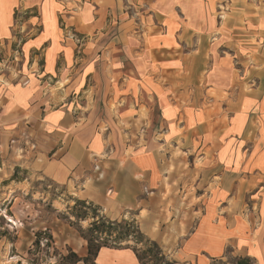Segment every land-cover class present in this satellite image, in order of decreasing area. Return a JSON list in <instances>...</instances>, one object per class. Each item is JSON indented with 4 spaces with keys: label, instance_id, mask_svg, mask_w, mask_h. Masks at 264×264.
I'll use <instances>...</instances> for the list:
<instances>
[{
    "label": "crops",
    "instance_id": "1",
    "mask_svg": "<svg viewBox=\"0 0 264 264\" xmlns=\"http://www.w3.org/2000/svg\"><path fill=\"white\" fill-rule=\"evenodd\" d=\"M220 5L227 9L226 20L218 19ZM20 18L17 37L14 28ZM24 30L27 37L20 35ZM20 43L27 62L18 70L0 75V134L5 133L4 127L8 133L20 134L19 128L33 124L50 140L41 152L45 156L52 154L42 170L45 176L63 185L75 174L72 180L82 185L80 198L101 205L139 201L143 205L155 196L162 197L164 160L153 144L127 146L97 129L99 123L113 124L112 106L118 109L120 118L133 116L129 100L136 93L152 95L153 101L144 102L149 108H160L158 118L162 124H175L181 114L185 115V128L196 136L214 138L212 126L218 125L219 138L235 137L244 143L251 140L257 128L258 152L256 144L253 148L264 165V0H0V53H13L12 48ZM78 43L83 47L81 58H76ZM183 44L196 47L190 59L201 60L206 54V63H211L210 69L200 74L205 75V85L195 80L192 90L197 93V103L204 93L212 107L220 106L219 116L213 108L202 109L203 115H198L197 110L187 112L166 98V89L173 88H166L161 79L182 75L184 59L179 49ZM79 62L81 66L76 68ZM191 64L188 74L197 76L198 69ZM250 73L258 86L246 92L245 77ZM93 74L107 77L93 92L98 89L108 94L102 102L107 103L106 118L110 120L97 119L94 109L101 103L94 99L95 95L90 113L76 116L74 111L76 100L73 102L72 96L84 89L85 78ZM124 99L127 105L121 107ZM168 108L172 109L170 115L165 114ZM226 118L227 125L223 126ZM177 133L181 134L179 129ZM243 151L241 147L236 150L235 155L242 158L236 159L235 167L227 151L222 150L215 158L219 163L209 170L242 171L246 166ZM66 158L76 161L79 168L74 171ZM231 184L229 180L221 181L224 189L215 192L212 199L225 198ZM244 187L238 184L240 190ZM149 191L156 195H145ZM236 199H240L239 194ZM254 205L253 227L242 221L240 226L234 225V234L195 231L176 250L172 246L178 237L159 233L150 236L161 241L181 264H214L216 259L227 256L229 247L255 264H264V187L254 196ZM229 219L241 221L238 214ZM203 235L205 241L200 244L197 238L201 240ZM211 236L218 239L215 254L208 247L207 237ZM103 252L110 256L128 253V264H140L130 248L102 247L98 260ZM117 261L112 259L110 264H120Z\"/></svg>",
    "mask_w": 264,
    "mask_h": 264
},
{
    "label": "rangeland",
    "instance_id": "2",
    "mask_svg": "<svg viewBox=\"0 0 264 264\" xmlns=\"http://www.w3.org/2000/svg\"><path fill=\"white\" fill-rule=\"evenodd\" d=\"M225 11H227L225 6L220 5L219 20L228 19V16L225 17ZM20 22H22L21 18L14 28L17 37L21 30ZM25 33L24 30L20 32V35L26 36ZM20 45L21 43L17 44L15 49L12 48L13 53L12 51L10 54L0 53V61L3 60L0 65V75L18 70L22 64L27 62V60L24 61ZM102 47L95 50L94 54ZM195 48L193 44H183L179 49L180 57L184 59L181 61V65L184 63L182 75H166L161 79L166 88L169 86L173 88L170 91L166 89L165 96L171 103L176 102L187 112L197 110L198 115H203L202 109L213 108L215 112L217 110L215 115L219 116L222 108L212 107L210 101L203 97L204 93L201 95L200 102L195 101L197 93L192 90L195 80L198 85H205V75L200 74L205 72L206 68L209 70L211 66V63H206V54L202 55L204 58L201 60L190 59L195 55ZM16 51L20 52V57L13 61ZM82 53L83 47L78 43L76 58H81ZM197 57H201V54ZM81 63L76 65V68H79ZM190 64L197 67V76L188 74ZM101 66L99 63L98 68ZM105 78L107 77L103 75L95 77L94 74L85 78L84 89L72 96L73 102L76 100L75 105L73 104L76 116L90 113L92 107L90 109L89 105L95 99L101 103L94 109L97 119L110 120L106 118L109 115L106 108L107 103L102 102L108 99V94L105 91L97 92L98 89L95 93L93 92L94 87L100 83L102 85ZM256 86H258V81L251 73L246 75L244 86L246 92ZM132 97L133 99L129 102L133 107V116L127 119L120 118L118 109L112 106L113 116H116L111 122L113 124L100 126L99 123L97 129L107 134L108 138L114 137V140L118 139L127 146L153 144L164 160V188L160 194L162 197H153L156 194H152V191L145 192V195L152 196L153 200L149 199V203L143 205L141 201L129 205H124V203L101 205L80 198L78 194L82 185L72 180L75 174H71L70 181L62 185L45 176L42 171L46 160L52 158V154L49 156L41 154V152L44 153L46 144L50 143L43 133L36 130L35 126L30 123L19 128L20 134L19 132L8 133L6 132L7 127H4L5 133L0 134V264H99V261L103 264H110L112 259L118 260L120 264L130 263L128 253L110 256L104 255L105 252H103L98 260L95 250L100 245L115 249H137L143 257V264L173 263L176 260L172 253H169L162 245L163 243L153 239L150 234L159 233L160 235L168 234L173 238L178 237L172 246L176 250L195 231L211 232L214 235L228 232L234 234V225L239 224L240 226L242 221L253 227L256 221L251 214L252 209L256 208L254 196L264 187V165H262L261 156L256 155L258 152L256 131L258 129L256 128L255 133L252 134L251 140L244 141V143L235 137L225 140L219 138L218 125L212 126L214 138L196 136L188 133L185 128V115L181 114L175 124L166 121L162 124L161 119L158 118L160 108L157 106L149 108L144 102L145 100L153 101L152 95L146 97L136 93ZM120 105L125 107L127 100H121ZM55 106L56 104L53 105ZM171 113V108L165 110L166 115ZM222 125H227V118ZM201 127L204 128L205 125ZM201 127L198 129L200 130ZM178 129L181 134L177 133ZM209 129L211 131V126ZM240 147L244 149L243 159L246 163L242 171L209 170L211 165L219 163L215 158L217 155L219 157L222 150L229 154L230 164L238 166L236 159L242 156L239 157L235 153ZM65 162L74 171L79 168L76 166V161L70 158H66ZM223 180H229L232 183L228 194L222 199H212L215 192L224 189L220 186ZM239 183L245 186L241 190L238 188ZM238 194L240 199H236ZM157 199L160 201H156ZM237 214L241 221L229 219ZM101 218L121 224L125 221H133L132 233L124 234L125 229L122 226L108 229L106 224V231L93 234L90 231L91 225L93 221ZM250 230L248 228V232ZM136 231L141 232L147 239L156 241L161 250L149 246V242L140 238ZM92 235L97 240L93 239ZM88 239L92 240L91 245L94 251L91 254H89ZM197 239L201 244L205 241V235L201 236V240L200 237ZM207 241L211 253H217L218 239L211 236V238L207 237ZM149 247L151 251L148 250ZM226 250L227 256L216 259L214 264H255L250 259L232 252L231 247Z\"/></svg>",
    "mask_w": 264,
    "mask_h": 264
},
{
    "label": "trees",
    "instance_id": "3",
    "mask_svg": "<svg viewBox=\"0 0 264 264\" xmlns=\"http://www.w3.org/2000/svg\"><path fill=\"white\" fill-rule=\"evenodd\" d=\"M133 221H125L124 224H121L117 221H112L110 219H106V218H101V219H96L95 221H93L92 225H91V228H90V231L94 234L95 232H103V231H106L105 230V227H106V224L108 225V229H113V228H117V227H120L122 226L124 229H125V233L126 235H130L132 233V228L134 227ZM136 233H138L139 237L140 238H143L144 240H147L149 242V246H152V247H156L159 251L161 250L158 243L156 241H152L150 239H147L141 232L139 231H136ZM92 238H96L94 235H92ZM97 240V238H96ZM89 241V254H91L94 250H93V245L92 244V240L91 239H88ZM102 247H105V246H98L95 250V254H96V257L98 256V253L100 251V249ZM149 251H151V247H149L148 249ZM139 261H140V264H143V257L141 256V254L139 253V251L136 249L134 250ZM160 253V252H159ZM163 257V256H162ZM246 259H250L248 257H244ZM251 260V259H250ZM252 261V260H251ZM166 264H180V263H177L176 261H173V263H170V262H166Z\"/></svg>",
    "mask_w": 264,
    "mask_h": 264
},
{
    "label": "built area",
    "instance_id": "4",
    "mask_svg": "<svg viewBox=\"0 0 264 264\" xmlns=\"http://www.w3.org/2000/svg\"><path fill=\"white\" fill-rule=\"evenodd\" d=\"M16 54H15V56H14V58L12 59L13 61H16V60H18L19 59V54H20V52L19 51H16L15 52ZM2 62H3V60L2 61H0V65H2Z\"/></svg>",
    "mask_w": 264,
    "mask_h": 264
}]
</instances>
